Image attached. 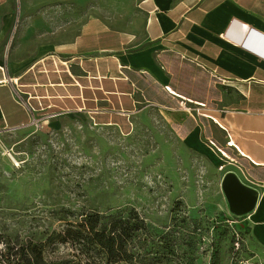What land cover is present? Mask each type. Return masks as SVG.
<instances>
[{
	"label": "rangeland",
	"instance_id": "obj_1",
	"mask_svg": "<svg viewBox=\"0 0 264 264\" xmlns=\"http://www.w3.org/2000/svg\"><path fill=\"white\" fill-rule=\"evenodd\" d=\"M137 3L17 0V13L66 39L92 19L131 30ZM176 121L151 111L93 124L63 113L0 129V264L29 246L63 264H91L57 232L70 211L116 209L137 226L133 264H264V218L227 209L217 155L186 146Z\"/></svg>",
	"mask_w": 264,
	"mask_h": 264
},
{
	"label": "crops",
	"instance_id": "obj_2",
	"mask_svg": "<svg viewBox=\"0 0 264 264\" xmlns=\"http://www.w3.org/2000/svg\"><path fill=\"white\" fill-rule=\"evenodd\" d=\"M137 7L131 30L92 19L58 39L17 13V0H0V129L28 126L25 100L36 114L93 124L161 112L177 120L186 146H208L223 172L257 190L251 216L263 219L264 0Z\"/></svg>",
	"mask_w": 264,
	"mask_h": 264
},
{
	"label": "trees",
	"instance_id": "obj_3",
	"mask_svg": "<svg viewBox=\"0 0 264 264\" xmlns=\"http://www.w3.org/2000/svg\"><path fill=\"white\" fill-rule=\"evenodd\" d=\"M71 219L57 232L61 241H70L79 252L89 258L91 264H133L136 255L131 241L134 221L121 210L70 211ZM18 256L9 264H63L58 259L45 258L40 248L33 246L14 250ZM13 258V257H12Z\"/></svg>",
	"mask_w": 264,
	"mask_h": 264
},
{
	"label": "water",
	"instance_id": "obj_4",
	"mask_svg": "<svg viewBox=\"0 0 264 264\" xmlns=\"http://www.w3.org/2000/svg\"><path fill=\"white\" fill-rule=\"evenodd\" d=\"M219 186L227 209L231 213L243 214L254 207L257 190L242 182L233 170H226L222 173Z\"/></svg>",
	"mask_w": 264,
	"mask_h": 264
},
{
	"label": "built area",
	"instance_id": "obj_5",
	"mask_svg": "<svg viewBox=\"0 0 264 264\" xmlns=\"http://www.w3.org/2000/svg\"><path fill=\"white\" fill-rule=\"evenodd\" d=\"M25 104L26 106L28 107L29 111H30V117H29V120H28V125H31L33 127H37L40 125L41 121H43L44 119L48 118V117H51V116H54L56 113L55 112H46V113H34L32 112L33 108L31 107V105L26 102L25 100ZM210 144H212V142L209 140ZM219 152H221L222 154V151L219 150ZM223 165V163H219L218 164V168H221ZM264 166V165H263Z\"/></svg>",
	"mask_w": 264,
	"mask_h": 264
}]
</instances>
